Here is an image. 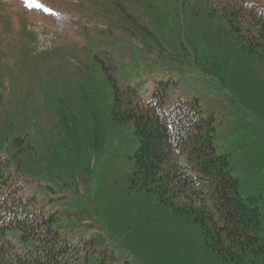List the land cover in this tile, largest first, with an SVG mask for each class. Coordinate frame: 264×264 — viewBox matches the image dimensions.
Returning <instances> with one entry per match:
<instances>
[{
    "label": "rangeland",
    "instance_id": "1",
    "mask_svg": "<svg viewBox=\"0 0 264 264\" xmlns=\"http://www.w3.org/2000/svg\"><path fill=\"white\" fill-rule=\"evenodd\" d=\"M33 3L51 11L0 0V170L60 241L89 246L69 264H264L208 246L190 213L133 183L138 140L116 106L157 87L165 114L196 102L264 241V47L243 34L239 0ZM5 238L0 264L30 246L17 229Z\"/></svg>",
    "mask_w": 264,
    "mask_h": 264
},
{
    "label": "trees",
    "instance_id": "2",
    "mask_svg": "<svg viewBox=\"0 0 264 264\" xmlns=\"http://www.w3.org/2000/svg\"><path fill=\"white\" fill-rule=\"evenodd\" d=\"M239 7L243 34L264 47V10L240 1ZM163 101L160 87L147 103L121 104L116 100L119 118L133 122L138 140L133 183L155 193L163 205L190 213L203 228L208 246L215 244L237 256L247 252L264 255L258 211L240 198L228 156L216 152L211 118L202 117L197 103L191 101L176 104L165 114ZM179 157L184 158L186 169L178 165ZM187 170L194 174L193 179ZM178 185L181 189L173 194ZM201 195L209 201L206 208L195 205L197 199H205ZM177 200L181 202L176 204ZM50 220L41 217L31 207V200L20 196L19 186L9 174L0 170V247L10 229L19 230L30 244L22 254H15L10 264H69L78 260L81 249L84 257L90 252L87 244L81 247L60 241L48 226ZM0 255L8 257L4 251Z\"/></svg>",
    "mask_w": 264,
    "mask_h": 264
},
{
    "label": "snow or ice",
    "instance_id": "3",
    "mask_svg": "<svg viewBox=\"0 0 264 264\" xmlns=\"http://www.w3.org/2000/svg\"><path fill=\"white\" fill-rule=\"evenodd\" d=\"M25 4H26V6H28V7H37V8H40V9H42V10H44V11H48V12H50L51 10L50 9H47V8H45V6L44 5H42V4H39V3H33V0H25Z\"/></svg>",
    "mask_w": 264,
    "mask_h": 264
}]
</instances>
